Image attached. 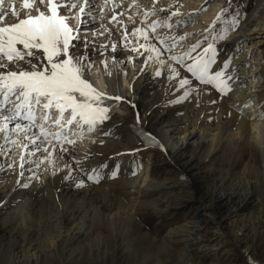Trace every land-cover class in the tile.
Listing matches in <instances>:
<instances>
[{
  "label": "bare ground",
  "instance_id": "obj_1",
  "mask_svg": "<svg viewBox=\"0 0 264 264\" xmlns=\"http://www.w3.org/2000/svg\"><path fill=\"white\" fill-rule=\"evenodd\" d=\"M135 2L139 10L128 8L133 0H95V19L86 17L88 39L97 49L94 55L91 46L87 49L92 62L87 79L105 94L102 106L109 109V119L93 132L85 129L75 145L69 146L74 147L71 156L60 157L53 150V162L60 171L45 162L37 172L40 179L28 187L23 186L32 175L27 168L37 171L35 166L26 165L21 177L15 164L12 170L6 167L10 160L18 161V150L8 157L0 154V264H74V246L80 241L86 252L82 264H123L130 249L122 228L131 225L145 204L143 198L153 194L162 197L159 214L193 209L184 223L169 228L160 239L162 244L175 239L189 248V252L182 248L174 252L183 264H199L215 245L225 250L219 264H264V0H252L237 9L238 25H233L232 16L224 17L227 10L222 11L231 0ZM169 5L179 16L171 19L172 29L158 31L184 37L176 52L197 40L202 48L213 43L217 63L228 60L225 71L232 80L226 95L207 86L177 102L183 95L180 79L187 77L193 88L199 82L192 84L194 78L183 68H179L181 76L169 79L167 64L174 63L167 61L169 53L161 57L165 66L155 59L145 65L148 53L143 49L133 53L131 47L136 44L121 42L123 30H116V22L108 23L114 12L123 13L117 19H123L131 33L129 15L135 25L143 26L138 13ZM3 8L6 19L14 17L13 9L19 16L26 12L23 0H4ZM166 15L170 13L160 12L159 18ZM152 19L157 16L148 17V22ZM101 23L109 31L93 36V30L102 31ZM215 24L220 31L227 29L223 40L212 31ZM81 31H85L83 26ZM158 67L160 76L154 74ZM101 130L110 134L103 135ZM139 138L146 147L138 144ZM221 153L227 156L228 166L218 176L214 168L206 170L205 166ZM46 155L41 152L35 159ZM76 160H80V171H73L72 180H64L65 165L75 170ZM94 168L99 169L100 182L87 179L88 173L95 175ZM76 177L84 181L82 187L76 186ZM250 205L255 206L252 215L240 217ZM226 217L236 221L225 226ZM139 263L144 264L143 260Z\"/></svg>",
  "mask_w": 264,
  "mask_h": 264
},
{
  "label": "snow or ice",
  "instance_id": "obj_2",
  "mask_svg": "<svg viewBox=\"0 0 264 264\" xmlns=\"http://www.w3.org/2000/svg\"><path fill=\"white\" fill-rule=\"evenodd\" d=\"M2 2L0 0V4ZM94 2L95 0H32L30 4L29 0H23L26 10L24 18L0 26V135L3 137L0 154L8 157L10 152L18 150V161L10 160L6 167L12 170L15 164L20 169L21 177L24 176L26 165L35 166L37 171L27 168L32 175L23 184L24 187H28L32 180L40 179L37 172L45 162L51 164L57 172L60 171L53 162V150L60 157L65 154L71 156L74 147L69 146L75 145L76 138L82 137L85 129L93 132L98 125L109 119V109L102 106L105 94L93 88L87 79V73L92 67L87 49L91 46L92 54L97 52L88 39L86 19H95L92 9ZM152 2L155 5L156 0ZM32 7H35V15L31 14ZM41 7L44 8L43 11L40 10ZM231 7L229 3L227 8ZM128 8L139 10L140 5L133 0ZM160 12L170 15L161 19ZM138 14L143 26L135 25L133 15L127 17L133 23L131 33L127 32L124 20L117 19L123 13L114 12L108 23L116 22V30H123L121 42L136 44L131 47L133 53H139L140 49L148 53L145 65L155 59L163 67L166 62L161 57L169 53L167 61L174 62L167 64V70L171 73L169 79L181 76L179 68H183L194 78L192 84L199 82L193 88L187 77L180 79L178 87L183 90V95L178 97L177 102L187 98L192 92L199 94L205 91L207 86L221 95H226L231 90L232 77L225 71L228 60H224L222 64L217 63V49L213 43L202 48L197 40L187 47L181 45V50L176 52L178 42L183 41L184 37L164 35L158 31L174 27L170 21L179 16V12L172 11V5L167 9L153 7ZM11 15L18 17L19 13L13 9ZM153 15L157 19L148 22V17ZM239 17L240 13L234 12L233 25L239 24ZM3 20L5 14L0 10V21ZM176 23L179 24L180 21L177 20ZM82 26L84 32L81 31ZM100 28L102 31L97 33L93 30L92 35L102 36L109 31L103 23ZM226 34L227 29L222 30L218 38L223 40ZM100 47L103 48L104 45ZM115 48L116 44H113L112 49ZM198 49L200 50L197 51ZM154 74L160 76L161 68H156ZM101 131L103 135L110 134ZM41 152L47 155L38 161L35 157ZM75 163V170L70 164L65 165L67 174L64 175V180H72L73 171H80V160ZM92 171L95 175L88 173L87 179L98 182L99 169L94 168ZM114 175L115 172L111 174ZM76 179V186L82 187L84 181L79 177Z\"/></svg>",
  "mask_w": 264,
  "mask_h": 264
},
{
  "label": "rangeland",
  "instance_id": "obj_3",
  "mask_svg": "<svg viewBox=\"0 0 264 264\" xmlns=\"http://www.w3.org/2000/svg\"><path fill=\"white\" fill-rule=\"evenodd\" d=\"M251 2H252V0H231V2H230L231 5L233 3H236V5H235V7H233V5H232L231 8H227V12L225 13L224 17L225 18H229L230 16L233 17V14H234V12H237V9H239V11H240L243 8L247 7V5H249ZM204 12H205V10H202L199 14L203 15ZM206 22L207 21H203V24ZM198 24L200 25V23H198ZM217 26H218L217 24L213 25L212 31L214 33L219 34L221 31L218 30ZM195 28L196 27H193V29H195ZM255 41H253V42H255ZM247 52H249V51H247ZM240 53L241 52L237 51V55ZM247 57H249V53L246 54L244 58H247ZM108 83H106V84H108ZM138 144L143 145L145 147L147 146V144H143L142 139H140V138L138 139ZM149 145L156 146V143L150 142ZM200 155H202V154L200 153ZM224 158L226 159L227 156L224 155L223 153L218 154L217 158L214 157V158H212L213 160L211 159L206 163L205 169L207 170V169H213L214 168L218 172V176H219V174L221 176H223L225 171H226V168L228 166V163H227L228 161L226 162V160ZM138 163H140V162L138 161ZM237 164H238V162H237ZM113 169H115V168H113ZM90 187L93 188L92 185H90ZM155 200H158V203L156 202V204H154ZM143 201L145 202V204L142 206V208L139 209L137 216L130 221L131 225L126 224L124 226V228H122L123 234L125 236L124 238L126 239L125 244L130 249L128 252V254H129L128 258L127 259L125 258V260L123 259L124 260L123 264H140L139 262H141L142 260H143L144 264H156V262L158 260L163 262V264H183L184 262L182 260H180L175 255L174 252H176L177 254H178V251H183V250H187L189 252V250H188L189 248L184 249L182 246V243L173 241L175 239H171V241L166 240L162 244L161 243V240H162L161 236H166V231L169 228L175 227V226H178V225H181L182 223H184L185 218H187L191 215V213L193 212V209L189 208V210L187 209V211H188L187 212L186 210L181 211L178 208H176L172 215L171 214L166 215L165 213L159 214L163 210L161 207V205L163 204L162 197L156 196L155 194L148 195V196L143 198ZM155 207H156V209L157 208L158 209L154 211ZM253 207H255V206L250 205V206H248V208L245 211L240 212L241 213L240 217H243L246 219L249 217L248 216L249 214L251 216L252 212H253L252 211ZM183 214L185 215L184 218H183V216H184ZM246 216H248V217H246ZM132 221L133 222L135 221V223H132ZM224 221H225L224 223L226 226V225H230L232 223V221L234 222L236 220L233 217H230V218L226 217V219H224ZM236 231L238 232L237 229H236ZM124 232H126V233H124ZM125 234H127V235H125ZM189 238H190V236H189ZM83 243H84V241L83 242L80 241V242L76 243L74 246L75 257H76V258H74V261H75L74 264H82V262H83L82 260L85 259L86 252L83 249V247H84ZM162 245H164L165 248ZM226 250H228V249H226ZM81 251H82L83 255H82V253H80ZM224 251H225L224 249L223 250L218 249V245L212 246V248L209 250L207 257L200 259L199 264L200 263L201 264H219L222 260L219 257V255H221L220 253H222ZM130 253H131V255H130ZM222 255H224V254H222ZM80 256H82L83 258ZM185 261H186L185 263L188 262V257L185 258Z\"/></svg>",
  "mask_w": 264,
  "mask_h": 264
}]
</instances>
